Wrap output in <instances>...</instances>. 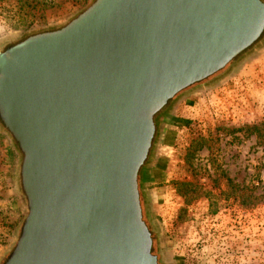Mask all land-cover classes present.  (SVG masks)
Instances as JSON below:
<instances>
[{
	"label": "water",
	"instance_id": "95a60500",
	"mask_svg": "<svg viewBox=\"0 0 264 264\" xmlns=\"http://www.w3.org/2000/svg\"><path fill=\"white\" fill-rule=\"evenodd\" d=\"M263 32V0H94L0 51L27 205L2 264H160L138 190L154 117Z\"/></svg>",
	"mask_w": 264,
	"mask_h": 264
},
{
	"label": "rangeland",
	"instance_id": "374dc122",
	"mask_svg": "<svg viewBox=\"0 0 264 264\" xmlns=\"http://www.w3.org/2000/svg\"><path fill=\"white\" fill-rule=\"evenodd\" d=\"M94 0L0 1V51L66 25ZM198 96L190 99V95ZM264 33L224 70L170 101L138 175L142 217L160 264H264ZM166 136L168 147L164 144ZM166 155L159 158V154ZM162 176L153 179L150 165ZM21 158L0 123V264L27 214Z\"/></svg>",
	"mask_w": 264,
	"mask_h": 264
},
{
	"label": "trees",
	"instance_id": "16d2710c",
	"mask_svg": "<svg viewBox=\"0 0 264 264\" xmlns=\"http://www.w3.org/2000/svg\"><path fill=\"white\" fill-rule=\"evenodd\" d=\"M0 1H2V0H0ZM264 1V0H263ZM264 33V32H263ZM263 35V34H262ZM246 52V51H245ZM244 52V53H245ZM243 54V53H242ZM241 54V55H242ZM234 61V60H233ZM162 111V110H161ZM160 111V112H161ZM159 112V113H160ZM159 113L154 117V121H155V119H156V117L159 115ZM246 131L248 132V134L249 135H255L256 136V138L259 140V142L260 143H262V144H264V123H260V124H256V125H253V126H251V127H248L247 129H246ZM155 136V135H154ZM153 140H154V138H153ZM165 141H166V137H165V139H164V144H167V142L165 143ZM152 143H153V141H152ZM257 198H260L261 200H263L264 201V195H260L259 197H257ZM139 199H140V204H141V207H142V199H141V196L139 195ZM148 230H149V228H148ZM150 231V230H149ZM152 251V254H153V250H151Z\"/></svg>",
	"mask_w": 264,
	"mask_h": 264
},
{
	"label": "crops",
	"instance_id": "0c3cea01",
	"mask_svg": "<svg viewBox=\"0 0 264 264\" xmlns=\"http://www.w3.org/2000/svg\"><path fill=\"white\" fill-rule=\"evenodd\" d=\"M196 96H198V92L197 93H194L193 95H190L189 97H190V99H193V98H195ZM166 137V136H165ZM165 137H164V139H165ZM163 139V140H164ZM165 146L166 147H168L169 146V144H165ZM166 155H164L163 153H160L159 154V158L161 159V158H164ZM149 171H150V173L152 174V177H153V179L155 180H157V179H159V178H161V176H162V173H163V170H162V166L159 164V163H154V164H152V165H150V167H149Z\"/></svg>",
	"mask_w": 264,
	"mask_h": 264
}]
</instances>
